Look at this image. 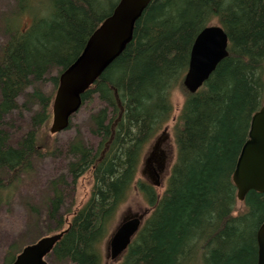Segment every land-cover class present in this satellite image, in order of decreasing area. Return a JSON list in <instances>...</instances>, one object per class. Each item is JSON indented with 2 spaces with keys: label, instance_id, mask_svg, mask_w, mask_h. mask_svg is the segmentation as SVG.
Here are the masks:
<instances>
[{
  "label": "trees",
  "instance_id": "trees-1",
  "mask_svg": "<svg viewBox=\"0 0 264 264\" xmlns=\"http://www.w3.org/2000/svg\"><path fill=\"white\" fill-rule=\"evenodd\" d=\"M47 2L46 12L22 28L20 18L34 0H18L4 25L0 202L49 150L53 95L31 88L49 81L56 91L60 75L119 0ZM213 22L228 35L229 55L191 94L183 86L191 49ZM177 90L185 98L175 126L177 161L161 196L139 183L152 213L119 264H257L264 194L250 192L238 211L233 174L252 118L264 105V0H151L132 42L82 95V107L95 99L103 104L90 117L100 143L70 145L67 176L75 184L92 169L94 184L86 204L70 213L64 212V180L54 184L37 215L40 236L30 242L67 229L48 264H104L101 246L133 190L146 147L172 119ZM27 112L26 127L17 133L12 119ZM22 249L12 247L4 264H12Z\"/></svg>",
  "mask_w": 264,
  "mask_h": 264
},
{
  "label": "water",
  "instance_id": "water-1",
  "mask_svg": "<svg viewBox=\"0 0 264 264\" xmlns=\"http://www.w3.org/2000/svg\"><path fill=\"white\" fill-rule=\"evenodd\" d=\"M151 0H119L112 14L95 30L82 54L59 77L52 104L51 134L68 130L70 122L82 108V95L93 86L132 42L136 23ZM229 38L220 25L204 28L191 49L183 86L196 94L228 55ZM233 181L239 202L250 192L264 194V105L253 116L248 140L240 153ZM145 222V214L124 218L108 243V258L118 261ZM67 229L45 236L25 246L12 264H48L47 256L61 241ZM257 264H264V223L257 232Z\"/></svg>",
  "mask_w": 264,
  "mask_h": 264
},
{
  "label": "rangeland",
  "instance_id": "rangeland-1",
  "mask_svg": "<svg viewBox=\"0 0 264 264\" xmlns=\"http://www.w3.org/2000/svg\"><path fill=\"white\" fill-rule=\"evenodd\" d=\"M29 1L33 2V0ZM43 1L45 2L44 6ZM47 6V0H34L32 7L20 18V27L27 28L32 23L34 16H41L44 11L46 12ZM17 9L18 0H0V44L4 39L5 21L13 13L15 14ZM212 25H218V23L213 22ZM34 88H39L46 94H52L53 99L57 92V90L54 91L49 81L42 84H34L30 91ZM184 100V94L181 91L177 90L173 93L172 102L174 105V114L172 119L150 142L142 155L133 190L130 192L126 202L119 208L108 236L101 246L102 255L105 260L104 264H119L120 262L112 261L108 258L107 248L112 234L121 221L126 217H132L136 214H145L146 220L152 213V207L149 205L147 197L140 191L139 183L150 182L147 175L145 176L143 173L147 169L145 160L155 150L154 147L159 141L158 153L163 151L165 164L162 176L153 185V191L159 197L167 188L171 170L177 161L178 150L175 126ZM25 101L26 97L20 99V103H24ZM102 106L103 104L97 99L94 100L93 104L83 106L73 117L72 128L59 134L50 133L53 118L50 119L47 130L45 129L49 139V150L44 151L42 156L35 159L32 172L22 175L13 184V187L2 195V202H0V264H4L5 257L12 247L22 249L40 236V231L37 226L39 217L37 215L46 209L48 201L53 196L54 184L64 180L60 186L65 193L64 212L70 213L71 211H77L90 198L94 184L92 169L86 172L77 183L73 184L72 179L67 176L69 147L79 140L93 148L99 145L100 139L91 133L92 123L90 117L91 113L96 112ZM29 115L30 113L27 112L24 117L15 116L12 119L15 123L14 127L17 129V133L26 127ZM243 209V202H238L237 210L242 211ZM70 217L69 215L66 216L68 222Z\"/></svg>",
  "mask_w": 264,
  "mask_h": 264
},
{
  "label": "flooded vegetation",
  "instance_id": "flooded-vegetation-1",
  "mask_svg": "<svg viewBox=\"0 0 264 264\" xmlns=\"http://www.w3.org/2000/svg\"><path fill=\"white\" fill-rule=\"evenodd\" d=\"M159 143L160 141L155 145V150L151 152L150 155L146 158L145 161L147 163V169L143 172L145 176L147 175L150 181L149 183L143 182V185L152 188L153 185L158 182V179L162 176L164 171L165 155L163 151L158 153V146L160 145Z\"/></svg>",
  "mask_w": 264,
  "mask_h": 264
},
{
  "label": "bare ground",
  "instance_id": "bare-ground-1",
  "mask_svg": "<svg viewBox=\"0 0 264 264\" xmlns=\"http://www.w3.org/2000/svg\"><path fill=\"white\" fill-rule=\"evenodd\" d=\"M170 88V87H169ZM61 233V232H60ZM122 259V257L118 260V261H120Z\"/></svg>",
  "mask_w": 264,
  "mask_h": 264
}]
</instances>
